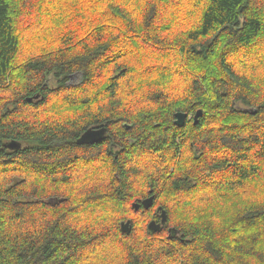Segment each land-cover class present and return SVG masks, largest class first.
Returning <instances> with one entry per match:
<instances>
[{
	"label": "trees",
	"instance_id": "16d2710c",
	"mask_svg": "<svg viewBox=\"0 0 264 264\" xmlns=\"http://www.w3.org/2000/svg\"><path fill=\"white\" fill-rule=\"evenodd\" d=\"M117 98L146 134L114 151ZM0 104L36 121L0 132V264H264V0H0ZM80 121L106 128L69 146L90 160L33 162Z\"/></svg>",
	"mask_w": 264,
	"mask_h": 264
},
{
	"label": "clouds",
	"instance_id": "9594fccd",
	"mask_svg": "<svg viewBox=\"0 0 264 264\" xmlns=\"http://www.w3.org/2000/svg\"><path fill=\"white\" fill-rule=\"evenodd\" d=\"M55 71V69H53ZM108 103V102H105ZM7 109L6 105L0 104V116H2L3 111ZM105 114L108 115L110 118L117 117V116H129L128 120L122 121L119 124H116L113 126V132L115 133L114 138L112 139L111 143L109 145H105V148H111L112 144L116 145V148L114 151H119V148L123 146L124 143H131L133 140L142 138V134L144 133V127L145 125H141L138 123V121L143 120V115L137 114L138 110H133L131 114L129 112H126L122 110L118 103V98L111 101V103H108L107 108L104 110ZM167 114L166 110L161 109L160 115ZM26 114L18 115L14 118H9L6 121H3L0 123V132L3 131H11V130H21L23 128H26L28 124H35V118L29 117L25 119ZM87 123V121H80L79 123L75 124H67L63 126V130H57V136L56 140L58 141L53 146L56 148H66L67 150L64 151L61 154H57L51 157V159H48V154H36L35 160L33 162L39 163V162H47V163H55V162H63L68 163V161L72 160L77 166H81L85 164V161L90 160L94 153L91 151L85 152L80 148H74L69 147L70 145L75 144H86L88 143V136L92 134V132L95 131V129H86L83 128V124ZM123 123H133L136 124V130L133 134H126L123 132L122 124ZM37 135H43L42 133H39L37 130ZM79 136V140L76 138ZM27 143H38L39 141L32 136L31 134H28V138L26 140ZM96 152H102L101 149H96ZM103 159L106 162L110 163V160L106 155L103 156ZM134 162V161H133ZM81 181L83 183H80L77 191L83 190L84 194L92 195L97 198L98 203L101 204V206L104 205H111L114 203L112 200L109 199V196L106 193L110 192V189L105 187L104 183H101L99 181H96L92 178L91 173H89L87 176H81ZM95 185V187H94ZM23 198H34L31 197L30 190L26 189V195ZM74 227H78V225H73Z\"/></svg>",
	"mask_w": 264,
	"mask_h": 264
},
{
	"label": "water",
	"instance_id": "95a60500",
	"mask_svg": "<svg viewBox=\"0 0 264 264\" xmlns=\"http://www.w3.org/2000/svg\"><path fill=\"white\" fill-rule=\"evenodd\" d=\"M203 114V110L202 109H198L197 112L194 115V122H198L199 117ZM188 116L187 112H177L176 113V119H175V123L179 126H183L186 118ZM126 127H130V125L126 124ZM93 128H89V130H91ZM106 133V128L104 126H102V128L99 129H95L94 132H92L91 135L88 136V143H93L96 141H99L100 139H102L104 137ZM79 140V139H78ZM16 143H9L8 146L9 147H16ZM154 203V198L153 196L147 197L145 199H142L140 202H134L133 203V207L135 210H138L140 208V206L142 205L144 207V209H148L150 208ZM158 211H161V220L159 222H157L156 220H152L149 224H148V230L151 232H159L161 231L163 225L166 224L167 222V213L165 210L162 209L161 206L158 207ZM121 225V230L124 233L129 234L130 231L132 230V220L131 219H127V220H123L120 223Z\"/></svg>",
	"mask_w": 264,
	"mask_h": 264
},
{
	"label": "rangeland",
	"instance_id": "374dc122",
	"mask_svg": "<svg viewBox=\"0 0 264 264\" xmlns=\"http://www.w3.org/2000/svg\"><path fill=\"white\" fill-rule=\"evenodd\" d=\"M78 80H79V77H78V76H75V77H73V79H72L73 82H77ZM152 206H153V205H152ZM152 206H151V207H152ZM151 207H150V208H151ZM158 207H159V206H158ZM148 209H149V208H148ZM157 210H158V208H157ZM152 220H154V219H152ZM152 220H151V221H152ZM151 221H149V223H150ZM149 223H148V224H149ZM147 227H148V226H147ZM163 227H164V225H163ZM163 227H162V229H163ZM162 229H161V230H162Z\"/></svg>",
	"mask_w": 264,
	"mask_h": 264
},
{
	"label": "flooded vegetation",
	"instance_id": "af4514ba",
	"mask_svg": "<svg viewBox=\"0 0 264 264\" xmlns=\"http://www.w3.org/2000/svg\"><path fill=\"white\" fill-rule=\"evenodd\" d=\"M102 126L103 125H92L91 127H89V128H93V129H99V128H102ZM105 136V135H104ZM104 138V137H103ZM101 140V139H100ZM96 142H98V141H96ZM93 143H95V142H93ZM92 144V143H91Z\"/></svg>",
	"mask_w": 264,
	"mask_h": 264
},
{
	"label": "bare ground",
	"instance_id": "6f19581e",
	"mask_svg": "<svg viewBox=\"0 0 264 264\" xmlns=\"http://www.w3.org/2000/svg\"><path fill=\"white\" fill-rule=\"evenodd\" d=\"M101 126V125H100Z\"/></svg>",
	"mask_w": 264,
	"mask_h": 264
}]
</instances>
